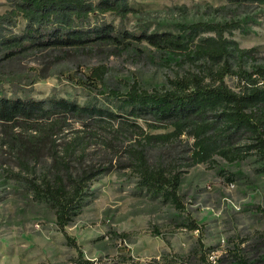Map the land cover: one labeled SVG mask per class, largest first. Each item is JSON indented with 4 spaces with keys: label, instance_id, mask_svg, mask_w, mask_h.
Returning <instances> with one entry per match:
<instances>
[{
    "label": "rangeland",
    "instance_id": "374dc122",
    "mask_svg": "<svg viewBox=\"0 0 264 264\" xmlns=\"http://www.w3.org/2000/svg\"><path fill=\"white\" fill-rule=\"evenodd\" d=\"M13 7L11 0H0V16ZM128 8L124 15L95 11L89 17V26L109 24L119 41H91L80 50L66 52L31 44L29 39L22 40L23 46L4 48L0 42V93L7 98L91 101L118 111L111 91L126 92L134 82L149 91L172 89L176 78L193 74L210 82L209 65L202 59L192 52L188 56L169 50H194L199 38L213 36V31L200 32L183 49L157 47L143 37L154 32L178 34L182 26L197 22L236 24L223 31V37L247 52L232 58L235 71L223 78L229 87L239 89L242 82L237 73L241 69L264 83L256 72L264 68L263 3L128 0ZM26 25L21 14L0 19V36H19ZM122 117L103 115L100 126L89 123L88 118L60 117V127L51 138L58 149L73 137L79 139L70 158L73 168L79 163L101 168L83 187L64 227L82 256L113 264L121 258L122 244L135 264H162L170 255L189 264H217L216 259L230 251L251 253L256 231L264 228V153L244 147L253 142L248 133L230 145V157L215 152L196 161L191 135L170 136L166 143L151 138L143 145L145 134H165L173 128L158 127L148 116H128L139 125L140 133L135 123L121 125ZM9 125L0 120V140ZM18 131L13 127V132ZM234 146L241 148L235 150ZM141 147L149 164L179 172L180 209L162 193H152L140 183L132 150ZM49 164L43 151L37 159L20 161L0 144V264H73L76 249L66 243L57 224L56 207L36 188L44 186L41 177L49 174ZM192 220L197 229L189 228ZM122 232L128 233L123 242Z\"/></svg>",
    "mask_w": 264,
    "mask_h": 264
},
{
    "label": "trees",
    "instance_id": "16d2710c",
    "mask_svg": "<svg viewBox=\"0 0 264 264\" xmlns=\"http://www.w3.org/2000/svg\"><path fill=\"white\" fill-rule=\"evenodd\" d=\"M11 1L14 7L7 14L1 15L0 19L21 14L26 19V30L19 36H0V42L3 44L1 48L11 45L23 46L22 40L29 39L31 44L51 46L66 52L69 49L80 50L91 41H119L111 34L112 27L109 24L91 27L88 24L89 17L95 11H111L124 15L129 10L128 0ZM257 1L264 4V0ZM235 25L230 22H197L182 26L178 34H143L148 43L157 47L183 49L186 43H193L200 32L213 31V36L200 37L194 50H169L188 56L192 52L194 57L209 65L212 80L204 82L203 77L197 74L179 77L173 81L175 86L172 89L162 91H149L134 82L126 92L111 91L117 100L118 111L105 109L91 101L77 104L54 97L47 101L26 97L7 98L0 93V120L10 123V129L3 130L0 144L7 146L9 151L20 157V161L37 159L39 151H43L50 159V172L41 177L44 186L36 188L37 191L42 190L45 197L56 207L57 224L65 235L66 243L76 249V255L72 258L73 264H101L100 258H84L75 239L64 230L71 218V209L80 197L83 187L101 172V168L81 163L75 168L71 166L70 158L75 153L79 139L73 137L60 149L51 140L54 129L60 127V117L64 119L73 115L79 119L88 118L89 123L100 126L102 124L99 123L104 121L103 115L111 118L122 115L124 117L121 119V125L135 123L140 133H143L139 125L127 117L148 116L159 125L158 127L171 126L173 130L165 134H145L143 145L151 138L158 143H166L170 136L185 133L194 138L196 161L205 160L215 152L228 157L230 145L244 133H248L249 139L253 141L244 147H255L264 153V83L259 84L257 79L252 77V72L245 69L237 73L239 81L242 82L238 90L229 87L223 80L226 73L235 71L232 69V58L247 52L240 49L235 41L223 37V31ZM256 72L264 79V68H258ZM13 127H18L20 131L13 132ZM240 148L234 146L233 149ZM132 156L142 186L152 193H162L180 209L182 205L178 194L179 172H169L162 164H149L144 147L132 150ZM189 228L197 229L198 225L192 220ZM256 233L258 238L254 241L251 253L230 251L225 257H218L217 264H264V228ZM119 235L121 242L128 237L127 232ZM122 247L121 258L114 260L113 264H135L126 246L122 244ZM41 264L54 263L45 261ZM162 264L189 263L170 255Z\"/></svg>",
    "mask_w": 264,
    "mask_h": 264
}]
</instances>
